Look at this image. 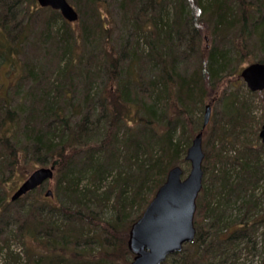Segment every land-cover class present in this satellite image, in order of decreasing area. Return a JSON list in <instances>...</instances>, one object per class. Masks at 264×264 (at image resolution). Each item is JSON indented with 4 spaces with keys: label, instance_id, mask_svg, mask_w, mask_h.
I'll list each match as a JSON object with an SVG mask.
<instances>
[{
    "label": "trees",
    "instance_id": "obj_1",
    "mask_svg": "<svg viewBox=\"0 0 264 264\" xmlns=\"http://www.w3.org/2000/svg\"><path fill=\"white\" fill-rule=\"evenodd\" d=\"M27 1L0 0L1 41H19L30 31L31 22H20ZM68 1L78 14V34L70 33L59 10L47 7L38 37L51 44L54 65L25 62L31 83L23 118L7 102L4 113L0 109V174L28 153L55 167L52 201L40 192L29 206H19L41 186L12 202L0 192V264H128L130 225L169 168L184 161L210 96L222 109L206 126L196 233L169 256L180 254L174 264H223L238 242L254 247V233L264 226L258 196L264 144L257 134V143L243 135L252 129L250 109L241 93L229 90L242 81L227 66L232 51L249 52L248 45L264 51V0H115L121 43L104 20L107 0ZM205 30L213 39L206 50L200 45ZM98 44V54L89 52ZM75 72L83 78V94L75 88ZM245 92L264 96V89ZM11 231L22 239L23 262L8 243Z\"/></svg>",
    "mask_w": 264,
    "mask_h": 264
},
{
    "label": "rangeland",
    "instance_id": "obj_2",
    "mask_svg": "<svg viewBox=\"0 0 264 264\" xmlns=\"http://www.w3.org/2000/svg\"><path fill=\"white\" fill-rule=\"evenodd\" d=\"M107 2L110 3V8L109 11L105 12L104 14V20L110 21L111 22V27L110 31L113 32V37L118 40L117 43H121L124 37L120 35V31L123 30L122 25L120 23H115L114 20H120L121 19V13L119 10L116 8V4H114L115 0H107ZM70 4H72L70 2ZM23 7V18L20 20V22H23L25 24L26 22H31L29 24L30 31L28 34L26 33L25 36L20 37L19 41L18 39L14 41H1L0 39V109L1 111H5V102L8 103V106L11 108H17L16 114L19 117L23 118V108L24 105H27L29 103V96L27 95V90L29 88V84L31 83V77L26 70V65L25 62H35L37 60H41L43 63H45L46 66L51 64L52 66L54 65V58L53 55L50 54V48L49 45H51L48 40L45 43L42 42V39L38 37V34H40V31L42 30L43 22L44 20L49 17L48 15L50 14V10L47 7H41L39 6L37 0H28L25 2ZM73 5V4H72ZM74 6V5H73ZM75 8V6H74ZM52 9V8H51ZM29 15H33V18L30 19ZM69 23L68 29L70 30V33L74 36L78 34V28L80 27L78 25V21H67ZM115 24H114V23ZM54 24L60 26V21L59 20H54ZM57 26V27H58ZM107 39V37H106ZM212 36L210 34V31L205 30L200 37V45L202 49H207L210 48L212 45ZM43 43L41 45L40 43ZM104 45V42H102ZM97 47L95 49H88L90 50L89 52L93 54H98L99 53V48L101 47L99 44L96 45ZM41 47L42 50L39 48ZM249 49V52L247 51H240V52H231L230 53V64L227 66L230 70L232 71H237L238 72V78L244 83V88L248 89L246 83L243 81V79L239 76L241 68L249 63V61H254V59H257L259 56L264 57V51L260 49H251L248 45L247 47ZM87 50V48H86ZM243 52L244 53L243 55ZM89 56L87 54V51L84 55V57ZM240 56V57H239ZM84 59V58H83ZM86 61V59H84ZM91 62V61H90ZM88 63V61L86 62ZM47 75L49 74V71L45 70ZM79 72H75L74 74V82H75V88H78L79 94L82 92L83 94V83L82 80L83 78L78 75ZM51 79V77H50ZM239 80V81H240ZM238 84V85H231L229 86V90H235L238 91L239 93L242 94L244 98L247 99V105L248 108L250 109L248 112V115H250L251 120H247V126L249 128H252L248 131H246L243 135L249 139H252L250 141L257 143L261 142L260 137H259V130L261 128L262 123L264 122V96L262 95H247L245 92V89L243 88V84ZM251 91V90H250ZM253 92V91H252ZM90 93V91H89ZM91 95V93H90ZM75 98L72 100V102H77V99L80 98L78 95L74 93ZM263 96V97H262ZM212 98V99H211ZM214 96H210V102L212 104V109L211 113L214 111H220L221 108V101H213ZM209 99V98H207ZM214 102V103H213ZM2 115V113H0ZM75 120V117L72 119ZM210 121V120H209ZM209 123V122H208ZM202 128L199 130L201 131ZM198 131V132H199ZM192 136V138L195 136L196 133ZM209 129L206 127L204 128V134L202 133V145H203V150L206 151L205 148V143H207V135L209 134ZM19 131H16V136L18 135ZM257 134V141L254 139ZM21 135V134H20ZM18 139H22V136L18 137ZM191 138V141H192ZM191 143V142H190ZM236 148H238V144L234 143ZM226 146H229L228 152H233L230 151L233 147L230 144H226ZM186 154V152H185ZM26 160H22L21 163L17 164V166L14 168L12 171L5 170L0 174V177L2 179V183L0 186V192H5L7 195L6 201H14L10 199V195L12 192L17 188V186L26 178V176L35 168L41 166V165H49L50 161L44 162V163H38L35 162L31 159V153H28L26 155ZM28 159V160H27ZM204 159V158H203ZM183 162L177 164L180 165L183 169V174L182 176H185L187 172L190 169V162L189 160H185V155L183 158ZM204 162V161H203ZM203 164V163H202ZM204 174L208 176L209 172L208 169L204 170ZM46 188L52 189L54 191V177H52L50 180H47L44 182V184L40 187V189H37L35 193L30 194L26 198H23L19 204L22 205V208L29 206L32 202L37 200V195L41 192V197L46 200H51V197H46L44 195V192ZM258 196L261 198L262 203L261 207H264V181L261 184V187H259L258 190ZM262 196V197H261ZM235 211V212H234ZM237 210H233V215ZM108 215V214H107ZM12 228L16 227L17 224L12 223ZM264 230V226L259 227L255 234V237L253 240H256L254 247L252 246L251 242L248 243H243V242H238L236 245V253L224 258H229L228 261H225L223 264H262L263 262V256H264V232L261 235V231ZM12 232V231H11ZM261 236H263L261 239ZM8 238V243H10V248L16 251L20 252L21 255V262L25 261L26 255L24 251V245L22 244V239L15 237V235L10 233V235H7ZM4 237H0L2 239ZM2 241H0V246ZM171 255V254H170ZM2 256V255H0ZM168 259H165L162 264H174L172 263V259H179L180 254H174L173 256H167ZM166 257V258H167ZM0 260L2 261L1 257Z\"/></svg>",
    "mask_w": 264,
    "mask_h": 264
},
{
    "label": "water",
    "instance_id": "obj_3",
    "mask_svg": "<svg viewBox=\"0 0 264 264\" xmlns=\"http://www.w3.org/2000/svg\"><path fill=\"white\" fill-rule=\"evenodd\" d=\"M37 2L42 7L50 6L59 10L67 21L78 18L76 9L68 0ZM239 75L251 91L264 89V62L253 61L246 64ZM210 116L211 102L205 105L202 129L207 126ZM202 133V130L196 133L186 149L185 160L190 162L187 174L182 176L183 169L180 165L170 167L164 181L155 190L140 216L131 223L127 248L133 257L128 264H161L168 255L179 252L185 243L194 239L196 199L203 182ZM258 134L264 144V122ZM54 169V164H50L32 170L12 192L10 199L16 200L50 180ZM44 195L52 196V189L47 188Z\"/></svg>",
    "mask_w": 264,
    "mask_h": 264
}]
</instances>
